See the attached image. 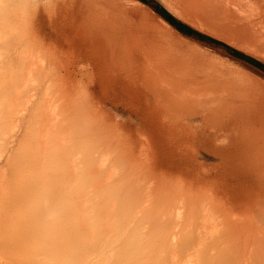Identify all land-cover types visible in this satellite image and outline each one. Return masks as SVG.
<instances>
[{
	"label": "bare ground",
	"instance_id": "1",
	"mask_svg": "<svg viewBox=\"0 0 264 264\" xmlns=\"http://www.w3.org/2000/svg\"><path fill=\"white\" fill-rule=\"evenodd\" d=\"M197 1L264 24L261 0ZM140 6L0 0V264H264V87L170 58Z\"/></svg>",
	"mask_w": 264,
	"mask_h": 264
},
{
	"label": "rangeland",
	"instance_id": "2",
	"mask_svg": "<svg viewBox=\"0 0 264 264\" xmlns=\"http://www.w3.org/2000/svg\"><path fill=\"white\" fill-rule=\"evenodd\" d=\"M135 1L140 2L142 4L143 7L140 6L142 10H144V8H145L144 11L149 15L147 18L149 19L150 24L157 22L156 26L160 31L162 29L161 32L163 34V38L166 40V39H168V36H169L170 41L168 40V42H169V45L171 44L170 45L171 50H169V51L171 53L167 52V55H169L170 58H172L173 56H174L173 58L177 57L176 58L177 60L180 59L178 62H180V61L183 62L184 59H182V58H184L185 56H186L185 58H187V57H193V56L195 57V55H196V57H198L197 55H200L201 56V57L199 56L200 58L204 57V59L206 58L207 60L208 59L210 60V58H212L210 61H215L214 59H216V62L218 61L219 63H222L223 65L229 64L227 66L229 68L237 71L238 73L241 71L240 74L242 76H243L242 72L244 71V75L247 74L248 78H252V77L257 78L254 80L257 82L259 81L258 83L260 85H263V87H264V84H263V82H264V56H263L264 55V53H263L264 52V45H263V43H264V31L261 30V28L264 29V24H262L261 27H260V25H259V27L257 26L258 29L256 27H253L252 24L250 23V19H248V18L249 17L253 18L254 15H249V14L245 15L246 14L245 13L240 21H239V19L238 20L234 19V21H236V22H233V20L230 19L231 21L226 23L225 21H227V20L229 21V18L227 19L225 13H224L225 16H222L223 15L222 12H218L217 9L214 8L215 9L214 10L212 7L209 9V7H210L209 5H207V8H205L206 3L202 7L201 5H198V3H199L198 1H197V3H195V5H193L191 2H185V4L181 3V5H180V2H179L180 0H177V1L175 0L173 2H172V0H170V1L169 0H135ZM215 2H216V0H215ZM261 2H262V9L264 10V0H261ZM185 5H187L188 8ZM196 5H198L199 7L201 6L200 7L201 10L199 7H196ZM156 8L165 10L173 18H175L177 21L188 26L189 28H191L195 32L199 33L200 36L195 35L191 32H189L188 34L181 32L176 27L171 25L161 14H159L157 12ZM191 8H192V11H191ZM203 8L205 10L204 11L205 13L202 11ZM206 9H208V10H206ZM209 11H210V13H209ZM252 11H254V10H252ZM213 12H214V14L216 12H218V13H216L218 16L216 14L214 15ZM199 14H201V15H199ZM203 14H206V15H203ZM210 14L213 16V19H215V20L211 19L212 17ZM202 15L204 17L207 16L209 18V20L205 21L206 18H204ZM201 17H203V20ZM151 18L154 21L151 20ZM223 18H225L224 19L225 21L223 20ZM195 19H197V20H195ZM243 20L246 21V24H245V21H243ZM216 21H218V22H216ZM221 21H223V22H221ZM241 21H243L244 23L243 22L241 23ZM247 21H249V22H247ZM219 22H221V24ZM215 24H217V25H215ZM219 25H221L222 28L218 27ZM222 25H224V26H222ZM231 25H232V27H231ZM228 26L230 28H228ZM162 27L166 30H163ZM233 28H235V29H233ZM234 30L235 31L238 30L239 32L237 31L238 33L237 32L235 33ZM247 30H249V33ZM252 30L256 33H258V32L259 33L257 35L254 32H253L254 34L253 33L250 34V32H252ZM164 31H168L167 32L168 36H166L167 34L164 36V34L166 33ZM243 31H245L244 32L245 35L243 34ZM246 35H248V36H246ZM253 36H255V38L256 37H258V38L255 39ZM240 38H242L243 40ZM260 38L263 40L261 41ZM174 39H175V41H174ZM246 39H249V40L253 39L254 40V41L250 40V42H249V44H252V46H251L252 48L250 46L246 45V44H248L247 42H245ZM259 41H260V43H259ZM180 42L183 44H181ZM256 43H257V45H256ZM172 44L176 47L177 50L175 49L174 46H172ZM189 44H191L192 45L191 47H193V48L189 47L190 46ZM245 45L247 48L245 47ZM260 45H261V47H260ZM253 46H256V47H253ZM180 47H182V48L186 47L185 49L186 50L188 49V50L186 51L183 48V51H182ZM49 50L50 49H49L48 44L38 42L33 49H30V52L32 53L34 51L35 55H39V57L43 61V64L46 66V69H49L50 73L52 72V70L57 74L63 73L65 71V69H64L65 66L63 67V63L59 61V59H58L59 56L56 55V53L50 52ZM174 50H176V51H174ZM178 50L182 51L183 53L182 52L180 53ZM200 50H201V52H200ZM184 51H186L185 54H184ZM192 51L194 54L192 53ZM187 53H188V55H187ZM171 54H173V55L171 56ZM211 55L214 57H212ZM182 56H184V57H182ZM245 56L249 57V58H246ZM225 61H226V63L224 64ZM183 63H181V64L183 65ZM48 66H49V68H48ZM50 69H52V70H50ZM51 75H52V73H51ZM194 151H191V152H193V153H191V154H193V159L190 160V158H189V161H192V163L195 162L196 164L198 162L199 163L197 164V168H190V170L191 171L194 170L195 174L201 178H211V176H214L213 174H214L215 170L213 167L212 168H210V167L213 164H216V162H218L219 159L217 160V157L214 154L212 155L211 152H209L208 150L201 148V147H199L198 149H196ZM198 165H200V166H198ZM159 169H163L168 174H172V175H173V172L175 170V168H159ZM203 174L205 176H203Z\"/></svg>",
	"mask_w": 264,
	"mask_h": 264
},
{
	"label": "trees",
	"instance_id": "3",
	"mask_svg": "<svg viewBox=\"0 0 264 264\" xmlns=\"http://www.w3.org/2000/svg\"><path fill=\"white\" fill-rule=\"evenodd\" d=\"M157 12L159 14H161L171 25H173L174 27H176L178 30H180L183 33H193L195 35H199V33L195 32L194 30H192L191 28H189L188 26L180 23L179 21H177L175 18H173L169 13H167L165 10L163 9H159L156 8ZM200 36V35H199Z\"/></svg>",
	"mask_w": 264,
	"mask_h": 264
},
{
	"label": "water",
	"instance_id": "4",
	"mask_svg": "<svg viewBox=\"0 0 264 264\" xmlns=\"http://www.w3.org/2000/svg\"><path fill=\"white\" fill-rule=\"evenodd\" d=\"M246 57V56H245ZM246 58H249V57H246Z\"/></svg>",
	"mask_w": 264,
	"mask_h": 264
}]
</instances>
